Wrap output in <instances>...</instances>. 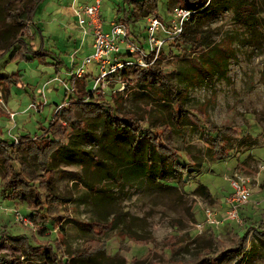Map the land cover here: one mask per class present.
Instances as JSON below:
<instances>
[{
  "label": "rangeland",
  "instance_id": "1",
  "mask_svg": "<svg viewBox=\"0 0 264 264\" xmlns=\"http://www.w3.org/2000/svg\"><path fill=\"white\" fill-rule=\"evenodd\" d=\"M25 1L0 0V47L6 38L19 34L26 43L0 56V80L13 74L18 78L8 86V93L6 86L0 85V189L5 168L12 163L22 170L23 182L34 192L44 196L49 184L57 197L44 199L47 207L41 216L51 214L58 220L53 231L45 230L25 216L36 208L4 200L0 193L3 260L18 258L21 264H45L9 239L20 236L28 238L33 246L57 248L58 258L67 264H88L92 257L96 260L93 264H195L201 258H215L221 251L236 247L235 234L242 238L250 227L264 230V14L259 15L262 23L255 28L246 20L250 13L257 14L264 0H239L238 8L210 17L196 14L183 38H169L172 33L164 38L166 33H158L164 45L157 56L150 54V65L159 61L160 71L178 89L189 126L174 125L169 115L175 92H168L165 100L158 91L152 94L142 90L134 74L128 75L125 90L109 80L91 93L90 99L101 103L104 112L111 109L119 116L132 118L165 145L168 153L182 155L191 166L190 172L179 168L171 171L170 160L155 154L145 142L138 162L125 157L132 134L123 129L118 134L113 132L99 111L78 122L80 129L70 128V122L77 121L80 109H84L80 105L89 98L86 95L81 100L79 91L84 87L92 90L97 75L92 64L81 80H70L72 64L92 52L89 39L81 43L71 0H42L33 21L23 23L17 16ZM119 4L127 7L128 3L102 0L105 30L117 20ZM156 5L150 16L163 19L180 6L178 0H158ZM148 16L127 26L130 35L132 32L137 36L131 38L142 43L146 52ZM153 96L160 98L154 100ZM73 112L79 115L74 117ZM53 117L58 122L50 138H41ZM213 128L223 130L226 147L232 148L228 156H224V149H214L215 140L208 135ZM26 136L31 139L23 140ZM111 136L115 143L110 155L105 143ZM244 136L254 138L255 144L244 143ZM58 144L60 148L53 151ZM219 155L224 157L219 159ZM193 159L201 160V165L194 167ZM132 163H165L169 171L161 183L173 189L156 193L144 181H134L131 186L114 180L104 187L97 184L101 172H126ZM236 177L245 178L251 197L242 207L244 211L241 208L238 212L240 223L223 222V202L232 193L230 181ZM200 184L207 187L211 200L194 195ZM104 188L110 190L106 194L109 197L98 208L95 203L103 200L99 192ZM206 209L211 210L218 224L207 223ZM13 211H18L26 223L16 221ZM253 234L247 237L237 261L229 264H264V245Z\"/></svg>",
  "mask_w": 264,
  "mask_h": 264
},
{
  "label": "trees",
  "instance_id": "2",
  "mask_svg": "<svg viewBox=\"0 0 264 264\" xmlns=\"http://www.w3.org/2000/svg\"><path fill=\"white\" fill-rule=\"evenodd\" d=\"M42 0H26L24 2L23 10L22 12L17 16L20 18L21 22L23 23H29L30 21H33V16L36 12V9L39 5V3ZM128 4L127 7H124L122 5L116 6V17L117 20H120L123 24L126 26L134 25V23L143 17H146L150 14H152L153 9L156 8V2L158 0H125ZM178 5L182 7L189 8L193 11L191 18L185 23L182 33L180 34V38H183L188 30L191 27V23L193 22V17L196 14H200L204 17H210L213 15L218 14L221 11L228 10V9H236L240 5L239 0H178ZM262 6V7H261ZM257 7V14L250 13L248 17L251 24H254L252 27H257V25L262 23V17H259V15L263 16L264 14V1L262 2V5ZM261 9L259 10V8ZM254 9L256 7H253ZM158 16V15H156ZM159 17V16H158ZM162 20V17H159ZM16 19V18H15ZM36 24V23H34ZM36 29L40 32L39 25L36 24ZM128 28V27H127ZM130 33V31H129ZM22 35H15L13 37H8L5 39V44L3 47H0V56L2 53H4L6 50H10L13 46L17 45L14 52L19 50L21 48V43H24ZM131 36L137 38L134 33L131 32ZM178 37V39H180ZM26 45V43H24ZM142 44V43H141ZM143 45V44H142ZM32 51L31 53H33ZM28 54V53H26ZM151 57H148L146 60L147 62H150ZM159 61H156L149 64L147 67L141 68V67H130L127 70L124 71L123 76L127 77L129 74H134L137 78V83L140 86L142 90H149L152 94L155 91H158V93H161L163 95V98L167 100L168 92L173 91L175 93L173 101L171 102L173 105V108H170L169 115L174 121V125H177L179 127H185L189 126V122L186 121L184 115L182 112H185V109L182 108L181 101L178 98V89L175 90L171 83L168 82L166 76L160 71L159 68ZM5 80H0V85L4 84L6 86V89H4L7 93L9 91V85L11 83L18 82V78H16V74L5 76ZM92 90L87 89L84 87V89L79 91V97L81 100L84 99V97L87 95L89 98L83 102V105H80V107H84V109H80L81 112L78 114L77 112H73V116H78L77 121H71L70 122V128L72 130L80 129V124L78 122H82L85 120L86 116H89L94 111L98 112L99 114L105 115V123L106 126L109 129H113V132L118 134L119 129H123L124 131L128 130L132 136L133 139L131 140V143L128 145V147L124 151V156L127 158H131L133 161H136L138 159V156L140 155V151L142 150L143 142H145L146 147L150 148L151 151H154L155 154L159 155H165L172 164V167L170 168L171 171L176 170V168L182 169L184 172H190L191 166L188 165L187 161H184L181 157L182 155L178 153L170 154L168 153L169 150L166 149L165 145H163L160 141L157 139H154L152 136H150V133L148 131H145L142 127L138 125L136 121H133L130 117H124L119 116L111 109H108L107 111L102 110V104L94 102L92 98ZM158 97V96H157ZM156 96H153L154 100H157ZM78 98V97H77ZM76 98V99H77ZM78 98V99H79ZM160 98V97H158ZM165 104V103H161ZM78 109V106L75 105ZM165 106V105H163ZM79 107V108H80ZM165 107L168 108L166 105ZM81 119V120H80ZM56 117H53L50 123L49 130L45 131V133L41 136V138H50V134L53 132V126L55 123L57 124L58 120L56 121ZM52 128V129H51ZM216 133V135H214ZM223 130L213 128L210 130L209 136H211L215 140V144H213L214 149H216L217 152L221 151V149H224L225 155L228 156V151H230L232 148L226 147V143L224 142V138H222ZM31 139L29 136H26L23 140ZM242 141L244 143H249L250 145L255 144V139L250 136H244L242 137ZM1 142V141H0ZM115 143L114 136H111L108 139V142L105 143V150L110 155L112 154V146ZM60 148L59 144L53 149V151H56ZM188 154V153H187ZM223 156V157H224ZM163 157V156H162ZM221 155H219L217 158L222 159ZM181 158V159H179ZM192 158V157H191ZM181 160L183 162H181ZM192 162L194 163V167H199L201 165V160H197V162L193 159ZM130 167L125 171H103L100 173L99 180L97 184H100L102 187L108 184L109 180L117 181L118 183L127 184L128 186L132 185V182L134 181H144L146 183H150V187L155 189V192L157 193L158 190H169L173 189L170 186H165L161 183L163 180L165 173L169 170L165 166V163H132ZM22 171V170H21ZM17 170L12 163L8 164L6 166L5 171L1 177V189L0 193L3 195L4 200L11 201L13 203H21L26 204L28 206L32 205V207L36 208V210H33L32 212L25 213V216L28 218V221L30 223H38L39 225L44 227L45 230L53 231V228L55 227V221L56 216L49 214V216H45V218H42V212L46 211L47 204H45V200H49L50 198L57 197L53 194L52 188L49 186V184H46L45 191L46 194H41L39 192H34L31 189V185H27V182H23L22 180V172ZM126 182V183H125ZM180 183V182H179ZM181 183L180 186H184V184ZM89 187V186H88ZM35 188V187H34ZM91 188V187H89ZM92 190V189H91ZM110 190L108 188H104L100 190L99 193L103 196V200H100L98 203H95L98 208L104 204L105 198H108L106 194ZM98 193V194H99ZM106 195V196H104ZM194 195L204 199V200H211V194L208 191L207 187L204 185H199L194 190ZM47 198V199H46ZM45 199V200H44ZM31 208V207H30ZM97 208V209H98ZM38 210V214L36 211ZM241 209H239L240 211ZM246 221L245 219H243ZM254 232L255 239L262 243L264 245V230L259 231L253 227H250L247 233L244 235V237L239 238L236 234L234 235V238L238 240V244L236 247L228 248L225 251H221L218 253L217 257L215 258H201L198 260L195 264H229L230 262L237 261L238 257L241 255L242 252H244V245L246 243V239ZM1 239L0 238V245H1ZM10 241L14 244H19L20 247H22L25 254H29L32 252L33 256H39L45 264H67V262L64 259L58 258L56 251L57 248L52 247L51 245L49 247H43V246H33L29 239L26 237H20V236H14L9 238ZM94 260V261H93ZM42 261V262H43ZM74 261V260H72ZM95 258H88L87 263L93 264L95 263ZM31 262V261H30ZM0 264H21L19 263V259H11L9 261L3 260V258L0 257ZM73 264V262H72ZM81 264V262H80Z\"/></svg>",
  "mask_w": 264,
  "mask_h": 264
},
{
  "label": "built area",
  "instance_id": "3",
  "mask_svg": "<svg viewBox=\"0 0 264 264\" xmlns=\"http://www.w3.org/2000/svg\"><path fill=\"white\" fill-rule=\"evenodd\" d=\"M102 0H71L70 7L76 19V28L81 37V43L87 37L91 38L92 52L87 54L80 62L73 63L69 72L71 81H79L89 72L90 65H95L97 75L93 77L92 93L98 89L102 83L115 80L119 83V89L127 88L128 76L123 73L130 67H147L150 62L147 58L151 53L157 56L159 49L164 45V38L172 33L169 38L180 35L185 23L191 18L193 11L189 8L176 6L171 9L167 19L162 20L158 16L149 15L146 18V32H148V47L146 52L144 45L132 39L129 30L120 20H112L108 30L104 29L101 18ZM166 33L164 38L158 37V33ZM78 50L74 51L76 54ZM73 54V56H74ZM73 83V82H72ZM12 115V114H11ZM232 193L225 199V216L223 222L240 223L238 218L239 209L248 204L251 197V189L248 182L243 177H236L230 181ZM16 221L26 223L18 211H13ZM207 223L216 225L212 217L214 214L210 209L205 210ZM201 226H197L199 229Z\"/></svg>",
  "mask_w": 264,
  "mask_h": 264
},
{
  "label": "crops",
  "instance_id": "4",
  "mask_svg": "<svg viewBox=\"0 0 264 264\" xmlns=\"http://www.w3.org/2000/svg\"><path fill=\"white\" fill-rule=\"evenodd\" d=\"M87 39H89L88 46H90V48H91V38L88 37ZM85 41H86V40H85ZM85 41H84V42H85ZM91 50H92V48H91ZM224 202H225V200H224ZM224 202H223V205H224ZM224 206H225V205H224ZM244 207H245V206H244ZM244 207H243V208H244ZM222 208L225 209V207H222ZM243 208H242V210H243ZM223 209H222V211H223ZM242 210H241V211H242ZM243 211H244V210H243Z\"/></svg>",
  "mask_w": 264,
  "mask_h": 264
}]
</instances>
